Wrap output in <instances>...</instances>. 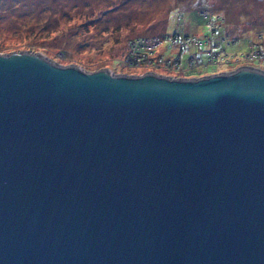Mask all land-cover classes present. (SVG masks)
<instances>
[{
	"label": "water",
	"instance_id": "1",
	"mask_svg": "<svg viewBox=\"0 0 264 264\" xmlns=\"http://www.w3.org/2000/svg\"><path fill=\"white\" fill-rule=\"evenodd\" d=\"M0 264H264V71L0 54Z\"/></svg>",
	"mask_w": 264,
	"mask_h": 264
},
{
	"label": "rangeland",
	"instance_id": "2",
	"mask_svg": "<svg viewBox=\"0 0 264 264\" xmlns=\"http://www.w3.org/2000/svg\"><path fill=\"white\" fill-rule=\"evenodd\" d=\"M206 7L224 18L208 20L210 27H225V40H237L227 53H218L215 63L189 66L190 51H183L179 67L174 61L180 44L166 54L163 35L209 34L197 15ZM259 31L264 32V0H0V54L36 53L57 66L73 65L86 72L106 69L114 75L190 79L241 67L264 71V62L249 63L255 56L248 51L251 45L258 50L264 44ZM154 37L159 41L152 45ZM140 42L144 59L136 58L141 66H134L128 56Z\"/></svg>",
	"mask_w": 264,
	"mask_h": 264
},
{
	"label": "trees",
	"instance_id": "3",
	"mask_svg": "<svg viewBox=\"0 0 264 264\" xmlns=\"http://www.w3.org/2000/svg\"><path fill=\"white\" fill-rule=\"evenodd\" d=\"M199 13L201 14H197L198 16H200L203 21L205 22V25H207L209 27V34L207 35H203L201 37H196L195 34L189 35V34H179L177 32L174 33H167L164 34L163 37L167 39V37H172L175 39V41H186V40H194L195 42L189 45H186L185 42L183 45H185L184 47H182L181 49H179V53L177 54L176 58L178 59V66L180 67L182 65V52L183 51H190V53H188V57L186 58L187 61V65L189 64V62H193L191 56L194 55L196 56V63H207L208 62V56H207V50H212L215 52H225L227 53V48L234 46L233 42L236 41L237 39H234L233 42L225 40V35H227V29L225 27H215V26H211V24L208 23V20H214L216 21V19H220L221 22H224V18H218V16L213 15L212 12L209 11V9L206 8H199ZM202 12H207L208 16H204V14H202ZM213 24H216L215 22ZM260 35H264V32L259 31L258 32ZM188 44V43H187ZM166 45V50L165 53L168 54L169 53V46L165 43ZM248 51H250V49H248ZM263 62H256L253 64H262ZM210 65V64H209ZM212 66V65H211ZM187 67V66H185Z\"/></svg>",
	"mask_w": 264,
	"mask_h": 264
},
{
	"label": "built area",
	"instance_id": "4",
	"mask_svg": "<svg viewBox=\"0 0 264 264\" xmlns=\"http://www.w3.org/2000/svg\"><path fill=\"white\" fill-rule=\"evenodd\" d=\"M202 14H204V16H206V17L208 16L207 12H202ZM158 41H159L158 37H154L152 39V45H153V42L157 44ZM163 42L166 43L169 46L170 49H171V47L174 44H177V42H178V44H180V48L179 49H181L182 47L185 46V45H183L184 42H185L186 45H189V44L194 43L195 41L192 40V39L186 40V41H180V40L179 41H175V39L172 36V37H167V39L164 40ZM147 45L149 46V43H147ZM134 46H135L134 47L135 50L131 54H129L128 60H130L131 63L133 62L134 66H141L140 65V63H141L140 60L144 59L143 50H144L145 46L142 45V42H140L139 44H134ZM254 46L255 45H251L250 50H251V52H255V56H253L252 60L248 59L249 63L264 62V44H263V47H260V49H258V50H256V48ZM207 53H208L207 54L208 63H211L212 61H213L212 63L217 62V60L219 59V54H218L219 52H215V51H212V50H207ZM138 57H142V58L137 60L136 58H138ZM191 58H192L193 62L196 61V56L192 55ZM174 62L178 66V59L177 58H175ZM193 62H189V66L193 65L192 64Z\"/></svg>",
	"mask_w": 264,
	"mask_h": 264
}]
</instances>
